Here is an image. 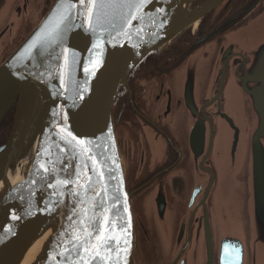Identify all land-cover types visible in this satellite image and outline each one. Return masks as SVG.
I'll use <instances>...</instances> for the list:
<instances>
[{"label": "water", "instance_id": "obj_1", "mask_svg": "<svg viewBox=\"0 0 264 264\" xmlns=\"http://www.w3.org/2000/svg\"><path fill=\"white\" fill-rule=\"evenodd\" d=\"M229 1L54 3L0 67V126L16 109L0 151V264H22L40 239L30 264H135L112 106L150 54ZM234 47L250 63L233 74L217 119V264H264V15L223 50ZM197 64L187 63L188 85Z\"/></svg>", "mask_w": 264, "mask_h": 264}, {"label": "flooded vegetation", "instance_id": "obj_2", "mask_svg": "<svg viewBox=\"0 0 264 264\" xmlns=\"http://www.w3.org/2000/svg\"><path fill=\"white\" fill-rule=\"evenodd\" d=\"M56 1L0 0V67ZM217 13L150 54L112 106L132 206L135 264H210L212 255L218 263L212 213L219 179L217 119L233 74L250 63L240 47L223 46L264 15V0H230ZM192 58L198 64L195 82L188 85ZM15 110L0 126V151L9 141Z\"/></svg>", "mask_w": 264, "mask_h": 264}, {"label": "bare ground", "instance_id": "obj_3", "mask_svg": "<svg viewBox=\"0 0 264 264\" xmlns=\"http://www.w3.org/2000/svg\"><path fill=\"white\" fill-rule=\"evenodd\" d=\"M43 240H39L36 245L28 252L22 264H30L41 247Z\"/></svg>", "mask_w": 264, "mask_h": 264}, {"label": "snow or ice", "instance_id": "obj_4", "mask_svg": "<svg viewBox=\"0 0 264 264\" xmlns=\"http://www.w3.org/2000/svg\"><path fill=\"white\" fill-rule=\"evenodd\" d=\"M63 2H64V3H68V0H63ZM86 2H87L88 4L94 5V4L96 3V0H80L81 5H84ZM89 14H91V9H89ZM133 18H135V17H133ZM75 139H76V138L73 137V140H75ZM90 158H91V157H90ZM84 231L87 232L89 236L92 235L91 231H89L88 228H85ZM77 239H79V237H77ZM101 239H102V240H103V239H109V237H103V238H101ZM84 251L87 252V251H88V248L85 247V248H84ZM96 254L99 255V251H98V250H97V253H96ZM85 264H87V262H85Z\"/></svg>", "mask_w": 264, "mask_h": 264}]
</instances>
